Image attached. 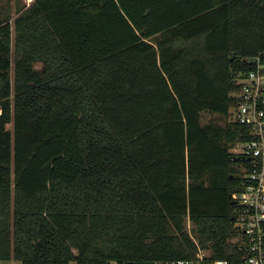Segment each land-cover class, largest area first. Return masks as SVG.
I'll return each mask as SVG.
<instances>
[{"label": "trees", "instance_id": "1", "mask_svg": "<svg viewBox=\"0 0 264 264\" xmlns=\"http://www.w3.org/2000/svg\"><path fill=\"white\" fill-rule=\"evenodd\" d=\"M15 1L13 20L0 0V262L236 261L230 149L248 134L232 94L264 52V0Z\"/></svg>", "mask_w": 264, "mask_h": 264}, {"label": "built area", "instance_id": "2", "mask_svg": "<svg viewBox=\"0 0 264 264\" xmlns=\"http://www.w3.org/2000/svg\"><path fill=\"white\" fill-rule=\"evenodd\" d=\"M251 70L236 80L232 94L231 121L247 129L248 138L230 149L238 163L240 183L231 195L234 207L236 261L214 259L209 251L199 249L197 258L178 259L160 264H264V52L244 61ZM157 264V263H156Z\"/></svg>", "mask_w": 264, "mask_h": 264}, {"label": "rangeland", "instance_id": "3", "mask_svg": "<svg viewBox=\"0 0 264 264\" xmlns=\"http://www.w3.org/2000/svg\"><path fill=\"white\" fill-rule=\"evenodd\" d=\"M1 1L3 4L5 2H7V0H1ZM10 1H11L12 16H13V20H14L17 17L16 1L15 0H10ZM32 1L33 0H22V2L27 6L30 5ZM41 67H42V64H38L36 66L37 69H40ZM211 120H218L221 124L224 123L223 119H220L218 116H214V115H204L203 116V123H207ZM8 129L13 131V124L8 125ZM186 227H187V230L192 231V224L189 221H187ZM0 264H17V263H15V262H0ZM111 264H117V263L113 262Z\"/></svg>", "mask_w": 264, "mask_h": 264}, {"label": "water", "instance_id": "4", "mask_svg": "<svg viewBox=\"0 0 264 264\" xmlns=\"http://www.w3.org/2000/svg\"><path fill=\"white\" fill-rule=\"evenodd\" d=\"M21 264V263H18ZM126 264H156L155 262H129Z\"/></svg>", "mask_w": 264, "mask_h": 264}]
</instances>
